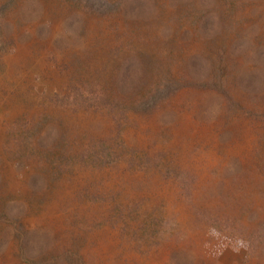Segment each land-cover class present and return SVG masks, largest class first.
Segmentation results:
<instances>
[{
  "label": "rangeland",
  "instance_id": "obj_1",
  "mask_svg": "<svg viewBox=\"0 0 264 264\" xmlns=\"http://www.w3.org/2000/svg\"><path fill=\"white\" fill-rule=\"evenodd\" d=\"M0 264H264V0H0Z\"/></svg>",
  "mask_w": 264,
  "mask_h": 264
},
{
  "label": "trees",
  "instance_id": "obj_2",
  "mask_svg": "<svg viewBox=\"0 0 264 264\" xmlns=\"http://www.w3.org/2000/svg\"><path fill=\"white\" fill-rule=\"evenodd\" d=\"M99 3V5L101 6L102 5V3L101 2H98ZM93 9H98V8H100V7H98L97 6V3L94 5V6H91ZM105 7V6H104ZM109 7V6H108ZM203 27H205V26H203ZM89 96V95H88Z\"/></svg>",
  "mask_w": 264,
  "mask_h": 264
}]
</instances>
